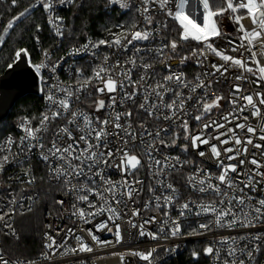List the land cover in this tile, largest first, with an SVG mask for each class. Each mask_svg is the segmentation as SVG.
<instances>
[{"label": "snow or ice", "instance_id": "snow-or-ice-1", "mask_svg": "<svg viewBox=\"0 0 264 264\" xmlns=\"http://www.w3.org/2000/svg\"><path fill=\"white\" fill-rule=\"evenodd\" d=\"M17 2L18 0H11L14 6ZM73 2L74 0H55V4L61 6ZM111 2L120 3V0H111ZM141 2L142 8L139 11L145 24L148 26L153 24L155 17L149 13L152 6L157 5L161 12L179 24L178 39L168 40L157 48L135 47L134 52L127 59H124L123 62L118 59L114 64H109L110 56L105 55L103 64L97 65L93 69V76L82 78V71L76 70L78 86L74 91L71 86L61 88L59 85H53L54 88L64 93V97L56 99L49 92L47 99L55 106L56 110L53 111L50 108V115L43 114L38 127H32L28 121L21 124L24 135L20 137V144L17 147L20 148V152H31L33 148L45 149V144L39 142L40 137L37 134L47 130L50 120H56L64 114H68L67 124L74 125V130L78 135H75L73 129L67 126L59 128L55 137L63 140V137L66 136L69 142L61 146L60 142L53 138L51 147H48L46 152H41V158L45 162H49L52 158L59 162L55 167L49 163L50 177L62 183L66 191L77 193L76 200L91 209V211H86L74 203L72 205L73 216L79 217L87 224L91 222L89 218L104 212L109 213L108 220L115 225V243H121L123 240L121 225L116 223L121 219V215L118 208L113 207L111 202L127 207L124 198L126 197L127 201L135 202V196L143 191L138 186L142 185L144 181L136 177V173L144 167L142 156L147 158V168L155 178V185L170 190L171 194L161 192L160 195H157V188L151 184L148 186L147 191L151 194V199L143 204V209L148 210L154 202L153 210L158 213L162 211L165 219L160 222L158 232L145 230L146 225L157 223L156 216H150L139 225L129 219L128 223L132 228L138 229L139 236L158 239L159 232H164L165 226L168 228L165 238L169 235L171 237L181 235V218H186L188 213H192V205L196 208L194 213L196 216L211 215L214 217L213 220L199 223L198 228L192 229L190 233L192 235H203L205 232L211 231L213 225L217 228L229 229L237 225L244 229L264 226V110H262L264 109V91H252L249 94H244L246 90L242 86V82L249 79L245 75L246 73L255 77L251 80V84L256 88H260L264 84V63L257 58V52L253 51L259 46L260 55L264 56V0H199L202 5V15L198 9L196 18L189 16L185 11L188 0H141ZM36 4L42 5L44 11L49 13L48 23L53 26L58 37H63L62 18L52 15L55 6L54 0H36ZM173 5L175 10H173ZM121 7H127V3H121ZM29 10L25 9L7 23L3 29L4 35L0 36V44L5 42L4 36L13 28L15 21L24 17ZM226 14L229 20L236 25V32L239 33L236 39H232L231 34L221 26V19ZM244 20L250 21V27L245 26ZM117 27L121 29L119 32L107 30L112 39H100L92 43L91 47L96 49L106 46L127 51L128 45H133L134 41H147L153 35L151 27L137 29L135 22L131 25L133 29L131 31L125 29L123 25ZM160 28L168 29L169 25L164 22ZM160 28L155 29L158 34ZM37 30H39V25H37ZM217 39L224 41V45H217ZM190 41H195L200 46L192 47L187 54L180 55L179 63L184 64L189 60H194L203 69L202 74L196 75V83L186 81L183 72L175 71L163 76L161 80L148 83L149 79H154L156 76L155 72L150 71L154 68L155 61H146L140 53H155L157 57H160L159 63L165 64L167 68L171 69L172 66L167 65L164 59L165 50L168 49L171 53L179 55L177 49ZM83 47L87 49L89 44H85ZM229 48L232 53H239V56L229 55ZM241 49L249 52L250 57L245 58ZM209 54L218 58L222 63H211L206 66L205 62L208 60ZM44 55L47 57L48 53L45 52ZM15 57L17 60L21 58L27 60L28 50L23 48L17 50ZM171 58V56L167 57V59ZM250 65H254V67ZM8 67L11 68L13 65L9 64ZM33 67L39 73L46 66L35 64ZM137 68L141 72L138 74V79H133V70ZM233 68L241 71L234 76L236 83L230 85L231 93L227 103L231 107L227 112H222L218 119H214V110L221 109V101L225 100V97L212 93L211 99H209L213 84L212 78H215L217 74L220 77H226L229 70ZM115 69H119V71L116 72ZM52 71H56L55 65L52 66ZM93 80L99 81L103 85L96 87L95 91L108 97V103L104 99L94 101L96 112H101L104 109L110 110L103 118L99 115L93 117L85 112L70 111L71 98L75 96L79 100L78 94L87 89ZM129 87L131 90H126ZM184 89L188 90L187 94L183 91ZM197 89H203V94L196 96ZM140 96H142V101L138 102ZM165 97L169 98L166 100ZM128 102L136 105L139 111L147 114L148 118L168 121L169 126L158 127L155 131H150L145 123H140L139 128L142 131L137 134L130 119L134 115L133 110L131 108L124 112L116 110L117 104L124 106ZM193 109L196 110L195 113ZM250 117L256 118L260 122L253 126L249 123ZM124 118H128L127 122L121 123ZM190 120L197 122L198 131L193 132ZM170 128H172L171 132ZM145 137L151 139L148 140ZM165 137H170V139ZM181 137L187 141V143L179 145L181 151L187 153L191 148L201 158L207 155L218 169V174L198 166L195 172L187 177L189 186L199 193H211L215 199L207 203L203 200L199 203L189 200L179 204L178 216L173 218L171 208L176 203L178 194L173 184L167 182V176L171 174V171H178L179 168L193 164L194 161L181 160L179 156L168 155L157 158L153 153L159 151L158 146L164 148L178 146L177 141ZM33 140L37 143H31ZM138 140L139 143H137ZM254 140L259 142H254ZM13 143L14 141L9 138L7 141L9 150ZM204 145H208L207 153L200 150ZM226 145L228 146L225 147ZM136 149H142V155H137ZM9 162V155L0 157V171H3ZM107 168H115L124 178L114 182L105 175ZM23 174L30 177L26 183L29 185L35 183V176L31 175L30 167L23 169ZM161 176H164L165 179H161ZM127 177H133V179ZM81 178L84 182H81ZM95 178H99V185ZM89 196H95L101 202L99 207L95 201L89 200ZM28 199H32V197H28ZM17 203V198L13 196L8 201L10 206L6 210H0V225L4 229H8L12 235H15V229L10 220L16 212L14 206ZM56 203L63 205L64 201L58 200ZM140 214L141 208H133L131 211L133 217L140 216ZM96 229L97 231L108 230L110 232L113 230L104 222L97 224ZM86 231L97 245L106 246L113 243L100 240L91 229H86ZM68 232L72 233V229H68ZM75 239L77 247H66L65 253H61V255L69 251L72 253L93 251V248L85 243L81 236L77 235ZM46 240L48 241L44 245L46 249L53 250L64 246L58 245L55 237L48 234H46ZM240 241H245L243 246L240 245ZM262 241H264V232L259 231L239 237H222L219 243L221 246L227 245V257L230 258L224 259L222 264H246L245 259L238 257V253L241 256H246L247 264H251L255 253L264 248ZM154 251V249L147 253L133 251L129 254L149 261ZM220 251L214 246H207L203 249L204 255L213 257L217 261L221 259ZM53 254L55 253L53 252ZM199 255L197 251L192 252L194 259H198ZM42 256L44 259H50L48 252L43 253ZM121 259L123 260V256ZM0 264H10L2 252H0ZM14 264H35V261H16Z\"/></svg>", "mask_w": 264, "mask_h": 264}, {"label": "built area", "instance_id": "built-area-1", "mask_svg": "<svg viewBox=\"0 0 264 264\" xmlns=\"http://www.w3.org/2000/svg\"><path fill=\"white\" fill-rule=\"evenodd\" d=\"M77 3V0H74L73 3L65 4L63 6L55 4L54 0V11L52 13L53 16H60L62 18V30L64 32L63 37H58L55 34V29L52 25L48 23L49 13L45 12L42 5H37L35 3V7H40L41 11L45 17V25L48 30L49 36L55 42V46L52 48H42L39 47V56L38 60L35 64H44L46 67L42 68L39 73H37L39 77V86L40 93L39 96L42 97V106L39 117L34 120L32 118H25L17 123L13 132L8 133L7 135L0 138V157L4 155L10 156V162L5 165L3 171H0V210H6L10 205H8V201L15 196L17 198V205L15 214L11 217L10 222L15 229V235H12L8 229H4L2 225H0V252L3 253L4 257L10 261V264H14L16 261H35V264H170L173 260L184 258L185 264H222L224 259H230L227 257V245L221 246L219 243L220 239L225 236H243L248 233L255 234L258 231L264 232V226H260L258 228L244 229L237 225L234 228H217L213 225L212 230L205 232L203 235H192V229L198 228V224L201 222H207L208 220H213L214 217L211 215H201L196 216L194 213L196 208L192 205L193 211L192 213H188L186 218H181V226H182V234L176 237H171L170 235L165 238L168 228L165 226L164 232H159L158 239H151L148 236L141 237L138 234L137 228H132L128 223L129 219L136 223L137 225L143 223V221L150 216L157 217V223L146 225V231L158 232L160 227V222L165 219L161 213L154 211V202L150 205L148 210L143 209V204L151 199V194L148 193L147 188L151 184L152 186L157 188V195H160L161 192L166 194H171L170 190L162 189L159 186L155 185V178L152 176V172L147 168V158L146 156H142V163L144 167L141 168L137 173L136 177L140 180H143L144 183L139 185L143 191L140 192L139 195L135 196V202L127 201L125 197V201L127 203V207L123 204L116 205L114 202L112 203L113 207L118 208L121 219L117 220L116 223L121 225L123 240L121 243H115V225L108 220L109 213L104 212L101 215H97L95 217L89 218L91 220L90 223L85 224L84 221L80 220L79 217L72 215V205L76 203L78 207L84 208L86 211H91V209L87 208V205L84 203H80L76 200L77 193L68 192L63 187L62 183L56 181L55 179L50 177L49 174V163L53 167H55L59 162L52 158L49 162H45L41 158V152H46L48 147H51V142L53 138H56L61 146H64L67 142V137L64 136L63 140H59L58 137H55L56 131L64 126L73 129L74 134L78 135L75 132L74 125H68V114H64L63 116L57 118L56 120H50L48 122L47 130L38 133L37 135L40 137V141L45 144V149L33 148L31 152H20V148L17 145L20 144V137L24 135L23 130L21 129V124L25 121L30 122L32 127H38L39 121L42 118L43 114L48 113L50 115V108L54 111L56 110L55 106L51 104V102L47 99V95L49 92L55 96L56 99H60L64 97V93L59 91L57 88H54L53 85H59L61 88H67L69 86L72 87L74 91L78 86L77 81V69L82 71L83 77H91L93 76V69L97 67V65L103 64V57L105 55H109V64H114L116 60H121L123 62L124 59H127L135 50V47H140L142 49L149 48H157L161 44L167 42V38L165 35V29L160 28V25L167 20L172 19L167 17L163 12L158 9L157 5H153L150 9V15L155 17L154 22L151 26L145 24L143 20V16L141 15L139 9L142 8L141 0H120V3H112L109 6L111 11L116 12L119 16L125 18V22H116L105 29H103L99 36L95 38H89L85 42L74 45L67 49L62 48V44L65 41V34L67 32V13L69 10ZM121 3H127V7H121ZM1 4H12L11 0H0ZM173 10H175V6L173 5ZM135 22L137 24V29L148 28L151 27L153 29V35L147 41H134L133 45H128V50L124 51L123 49H115L108 48L106 46H101L99 48L93 49L91 47L92 43L97 42L100 39H112L109 35L108 31L111 29L113 32H119L118 25H123L125 29L133 30L131 25ZM243 23L246 27H250V21L244 20ZM2 24V10L0 8V26ZM222 28L229 34H231L232 39H236L239 33L236 32V25H234L228 18L226 14L221 19ZM160 28L159 34L155 31V29ZM130 38V37H129ZM193 42L192 47H199L195 41ZM237 43L239 41L237 40ZM85 44H89V48L85 49L83 46ZM216 44L219 46L224 45V41L217 39ZM191 47V48H192ZM190 48V49H191ZM79 49V51H77ZM190 49L185 52H180V48L177 49V54L171 53L170 50H165V61L167 65H171V69L167 68L165 64L159 63L160 57H157L155 53H147L141 52L140 55L145 57V60L148 62L154 63V68L150 71L155 72L156 76L154 79H149L148 83H154L155 80H161L163 76L169 74L171 71H175L177 73L183 72L186 81H192L196 83L195 77L198 73L202 74L203 69L198 66L194 60H189L184 64L179 63V56L187 54ZM244 52V57L249 58L250 53L240 50ZM253 51L257 52V58L264 63V56L260 55L259 46L253 49ZM47 52L48 56L46 57L44 53ZM229 55L239 56V53H232L230 48L228 49ZM168 56H171V59H167ZM29 60H31V55H29ZM139 63V60H138ZM206 66L211 63H222L218 58L209 54L208 60L205 62ZM30 64L35 65L33 63ZM56 66V71H52V66ZM253 66L254 65H250ZM34 69V67H33ZM35 70V69H34ZM114 71L118 72L119 69H115ZM240 69H230L229 73L226 77H220L219 74L213 79L212 89L210 90L209 99H211V94H221L225 97V100L221 101V109L214 110V119H218L219 115L222 112H227L230 109V105L227 103V99L230 97L231 88L230 85L236 83L234 80V76L238 74ZM141 72L139 68L133 70V79H138V74ZM249 77L248 81L242 82L243 88L246 90L244 94H249L252 91H264V84L261 85L260 88H256L251 84V80L255 79L251 74H245ZM219 81V82H217ZM103 86L99 81L93 80L92 84L88 86L87 89L81 91L79 95V100L73 96L70 100L71 108L70 111L77 112H85L93 117L99 115L102 118L106 115L109 109H104L101 112L95 111L94 101L97 99H104L106 103H108L107 95H101L95 91L96 87ZM126 90H131L129 87ZM185 94L188 93L187 89L183 90ZM203 89H197L196 96H200L203 94ZM169 97H165L167 100ZM142 101V96L138 97V102ZM128 108H131L134 112V115L131 119L133 124V128L136 130L137 134H139L142 129L139 128L140 123H145L150 131H155L158 127H168V121H157L154 118H148L146 113H143L138 110L136 105H133L131 102H128L126 105L121 106L117 104L116 110L120 112L126 111ZM264 110V109H262ZM195 109L193 112L195 113ZM246 115L248 113H245ZM128 118H124L121 120V123H126ZM260 121L256 118H249V123L253 126L258 124ZM190 126L193 132L199 130V125L196 121L190 120ZM230 127L233 125H229ZM172 131V128L169 129ZM210 131V130H209ZM163 135V133H162ZM243 135V134H241ZM11 138L14 141L11 149H8L7 141ZM150 140L151 138L145 137ZM166 139H170V137H165ZM213 143H217L216 141H212ZM254 142H259L258 140H254ZM31 143L35 144L37 141L33 140ZM139 143V140L137 141ZM187 143L181 137L180 140L177 141L176 147L172 148H164L163 146H158L159 151L153 153L157 158H162V155L168 156H179L181 160H192L193 164L185 165L183 168H179L178 171H171V174L167 176V182H171L173 186L177 189V199L176 203L171 208V216L173 218L178 216V206L189 200H194L197 203L201 202H210L212 199H215L211 193H199L189 186L187 182V177L194 173L198 166H202L207 171L217 173L218 169L215 167L214 163L206 157H199L197 152L193 149H189L187 153L181 151V147L179 145H183ZM226 145L225 147H227ZM83 147V145H81ZM201 151H205L207 153L208 145H204L200 148ZM137 155H142V149H136ZM254 151V150H252ZM18 154V155H15ZM227 163V161H226ZM31 169V175L35 176V183L29 185L26 181L30 177H26L23 174V169L29 168ZM248 167H251L248 165ZM38 175L44 176L47 183L49 185L55 186L58 188V192L55 197L56 209H46L42 215V231H41V252L40 254L32 259V260H21V259H13L4 253V238L16 239L18 237V233L16 230V222L19 215L27 214L31 212L39 202L40 193L38 191ZM105 175L113 180L114 182H118L124 177L115 169V168H107L105 169ZM234 175V174H233ZM128 179H133V177H127ZM161 179H165L164 176L160 177ZM97 180V185L100 184L99 178H95ZM74 183L76 181H73ZM81 182L83 178H81ZM121 191H123L121 189ZM86 194V193H80ZM28 197H32V199H28ZM58 200H63L64 204L60 205L56 203ZM90 201H95L97 203V207L100 205V201L97 200L95 196H89ZM29 208L31 209L29 211ZM133 208H141L140 216L133 217L131 215V211ZM107 223L109 228L113 230L110 232L108 230H99L97 231L96 226L99 223ZM51 226V227H50ZM68 229H72V233L68 232ZM86 229H91L102 241H112L113 243L106 246L97 245L95 242L91 240V237L88 235ZM7 233V234H6ZM46 234L55 237L58 245H64L59 249L49 250L44 247V245L48 242L46 240ZM81 236L85 243L93 248L92 252H79L76 253L67 252L64 255L61 253H65V248H76L77 241L75 236ZM241 246L245 243V241L239 242ZM264 244V241L261 242ZM207 246H214L215 248H219L220 257L219 261L215 260L213 257L204 255L203 249ZM251 247V245H249ZM153 256L149 261H144L140 259L138 256L130 255V252L139 251L143 253H147L148 251H152ZM197 251L200 255L198 259H194L192 257V252ZM48 252L50 259H44L42 254ZM53 252L55 254H53ZM239 258L245 259L247 264V257L241 256L239 253L237 254ZM123 256V260L121 259ZM251 264H264V248L261 249L258 253H255V258L251 262Z\"/></svg>", "mask_w": 264, "mask_h": 264}, {"label": "trees", "instance_id": "trees-1", "mask_svg": "<svg viewBox=\"0 0 264 264\" xmlns=\"http://www.w3.org/2000/svg\"><path fill=\"white\" fill-rule=\"evenodd\" d=\"M36 0H18L12 4H1L2 24L0 36L7 23L18 16L25 9H30L20 20L15 21L12 29L4 36V43L0 44V75H2L15 60V52L21 48L27 49L31 55V63L35 64L39 56V47L52 48L55 42L49 36L45 25V17L40 7L32 8ZM111 0H77V3L67 13V32L63 49L81 44L89 38L99 36L100 32L116 22H125V18L111 11ZM169 25L165 29L167 40L178 39L179 25L173 19L167 20ZM39 25V30H37ZM187 42L180 47L185 52L193 46ZM42 97L29 95L20 99L0 123V138L13 132L18 122L25 118L36 120L41 112ZM38 191L40 199L36 207L27 214L18 216L16 239L4 238V253L13 259L32 260L41 252L42 215L46 209H56L55 197L58 188L49 185L44 176L38 175ZM170 264H185V259L173 260Z\"/></svg>", "mask_w": 264, "mask_h": 264}, {"label": "water", "instance_id": "water-1", "mask_svg": "<svg viewBox=\"0 0 264 264\" xmlns=\"http://www.w3.org/2000/svg\"><path fill=\"white\" fill-rule=\"evenodd\" d=\"M13 67L0 75V123L4 121L17 102L29 95L39 96V77L29 62L15 59Z\"/></svg>", "mask_w": 264, "mask_h": 264}, {"label": "rangeland", "instance_id": "rangeland-1", "mask_svg": "<svg viewBox=\"0 0 264 264\" xmlns=\"http://www.w3.org/2000/svg\"><path fill=\"white\" fill-rule=\"evenodd\" d=\"M198 9L200 10L201 15H202V5L199 3V0H188L185 11L187 12L189 16L196 18Z\"/></svg>", "mask_w": 264, "mask_h": 264}]
</instances>
